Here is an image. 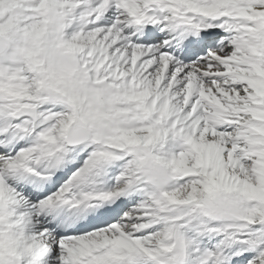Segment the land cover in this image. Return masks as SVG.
I'll use <instances>...</instances> for the list:
<instances>
[{
  "label": "snow or ice",
  "instance_id": "snow-or-ice-1",
  "mask_svg": "<svg viewBox=\"0 0 264 264\" xmlns=\"http://www.w3.org/2000/svg\"><path fill=\"white\" fill-rule=\"evenodd\" d=\"M0 264H264V0H0Z\"/></svg>",
  "mask_w": 264,
  "mask_h": 264
}]
</instances>
